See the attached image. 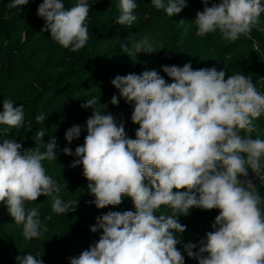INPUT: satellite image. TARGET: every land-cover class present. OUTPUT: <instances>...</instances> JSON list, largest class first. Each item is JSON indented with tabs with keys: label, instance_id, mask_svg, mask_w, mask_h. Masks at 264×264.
Masks as SVG:
<instances>
[{
	"label": "clouds",
	"instance_id": "9594fccd",
	"mask_svg": "<svg viewBox=\"0 0 264 264\" xmlns=\"http://www.w3.org/2000/svg\"><path fill=\"white\" fill-rule=\"evenodd\" d=\"M29 2L9 0L7 7L21 9ZM201 2L205 7L194 19L199 37L217 30L227 41L249 37L264 14V0H219L211 6L210 0ZM151 3L168 17L188 6L187 0ZM137 7L135 0H119L115 23L131 27ZM90 10L89 0H76L67 10L62 0H43L37 15L45 21L42 31L49 32L50 39L77 52L89 41ZM162 48L147 36L133 40L130 47L121 45L129 57ZM162 71L170 83L155 70L111 80L119 98L133 106L131 121L139 125L134 139L127 135L123 122L95 107L96 98L81 105L91 108L92 115L86 120L83 145L75 148L78 159L72 167L82 165L89 194L95 197L90 203L97 209L117 207L129 197L135 211L98 216L90 231L99 229L102 235L88 250L71 257L70 264H185L177 245L187 226L179 217L188 216L193 208L218 209L219 214L205 239L183 244L188 257L198 264H264V197L249 178L250 169L264 179V139L251 135L256 131L254 121L264 115V91L257 87L264 85V77L256 83L242 73L225 79L223 70L193 69L191 63L164 65ZM119 98L113 95L110 103L118 106ZM47 118L40 114L35 120L43 124ZM24 123L23 105L4 99L0 125L10 132ZM81 131L80 125H73L65 139L71 143ZM44 136L43 128L35 133L37 140L43 141ZM45 149L23 148L15 139L0 142V203L22 225V236L28 240L40 237L41 221L39 209L26 208V204L44 195L53 198L52 211L60 215L78 206L76 199L65 202L60 198V186L42 164L57 158L54 137ZM62 152L73 155L69 147ZM40 257L28 253L15 259L18 264H43Z\"/></svg>",
	"mask_w": 264,
	"mask_h": 264
},
{
	"label": "trees",
	"instance_id": "16d2710c",
	"mask_svg": "<svg viewBox=\"0 0 264 264\" xmlns=\"http://www.w3.org/2000/svg\"><path fill=\"white\" fill-rule=\"evenodd\" d=\"M8 2L0 0V76H5L21 63L29 62L31 68L26 90L16 99L17 106L23 105L24 126L12 128L9 132L6 125H0V142L15 139L25 144V148L38 146L44 151L45 144L54 137L57 158L45 160L42 164L46 173L60 186V198L65 202L76 199L78 206L75 211L60 215L52 211V197L41 195L37 201L26 204V208L39 209L38 219L41 221L40 237L28 240L22 236V225L16 224L6 204L0 203V264H18L15 257L28 253L41 255L43 264H70L71 257H78L82 251L88 250L102 235V230L90 231L98 216L109 211H135L129 197H124L123 203L117 207L97 209L90 203L95 197L89 194L82 165L72 167L78 159L75 148L83 145L87 135L86 120L92 115L91 108H82L81 105L96 98L95 107L105 114L111 113L118 123L123 122L127 135L134 139L139 125L131 121L133 106L119 98L118 90L111 85L117 75L155 70L170 83L162 66L182 67L191 63L193 69L215 67L217 71L223 70L225 79L236 73L250 75L256 83L264 77V31L260 30L264 28V14L260 17V25L252 29L249 37L242 35L233 42L223 39L219 30L203 37L195 34L196 12L205 7L201 0H187L188 6L173 17L155 9L151 0H135L137 19L131 27L115 23L120 14L119 0H89L91 10L86 21L89 41L84 48L72 52L50 39L49 32L42 31L45 21L37 15V8L43 0H30L21 9H9ZM62 2L67 10L75 5L76 0ZM211 3H219V0H210L208 6ZM145 36L163 48L132 57L123 53L122 44L130 47L133 40L139 42ZM257 87L264 91V85L257 84ZM113 95L119 98L118 106L110 103ZM40 114L48 117L43 124L35 120ZM254 124L256 131L251 134L252 138L264 139V115ZM73 125H80L82 131L78 139L69 143L65 132ZM41 128L45 129L43 141L35 138L36 131ZM64 147L71 148L73 155H65L62 152ZM251 173L249 169V178ZM261 175L264 176V170ZM256 185L264 197V183ZM218 214V209L193 208L188 216L179 217L180 223L187 226L181 234L182 243L177 245L185 257V264H198V260L187 256L183 244H198L205 239L206 233L213 230L211 225Z\"/></svg>",
	"mask_w": 264,
	"mask_h": 264
},
{
	"label": "rangeland",
	"instance_id": "374dc122",
	"mask_svg": "<svg viewBox=\"0 0 264 264\" xmlns=\"http://www.w3.org/2000/svg\"><path fill=\"white\" fill-rule=\"evenodd\" d=\"M30 68L31 63H21L5 76H0V111L4 99H11L16 106L18 105L16 99L26 90ZM22 147L25 148V144ZM258 183H264V179L259 180Z\"/></svg>",
	"mask_w": 264,
	"mask_h": 264
},
{
	"label": "built area",
	"instance_id": "2783aa9c",
	"mask_svg": "<svg viewBox=\"0 0 264 264\" xmlns=\"http://www.w3.org/2000/svg\"><path fill=\"white\" fill-rule=\"evenodd\" d=\"M250 179H252L255 184L258 183L259 180H261L258 177H256L254 173H251Z\"/></svg>",
	"mask_w": 264,
	"mask_h": 264
}]
</instances>
